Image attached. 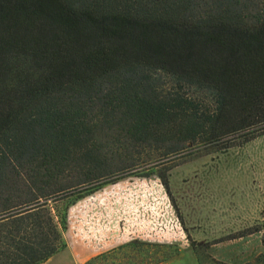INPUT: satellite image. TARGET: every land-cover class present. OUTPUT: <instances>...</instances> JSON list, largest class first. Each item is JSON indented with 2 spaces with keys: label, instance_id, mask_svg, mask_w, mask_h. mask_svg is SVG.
Segmentation results:
<instances>
[{
  "label": "trees",
  "instance_id": "trees-1",
  "mask_svg": "<svg viewBox=\"0 0 264 264\" xmlns=\"http://www.w3.org/2000/svg\"><path fill=\"white\" fill-rule=\"evenodd\" d=\"M261 135L264 0H0V264L60 251L68 216L51 202L140 167L139 149L159 169ZM263 229L187 237L199 264H235L208 249ZM133 244L168 245L117 249Z\"/></svg>",
  "mask_w": 264,
  "mask_h": 264
},
{
  "label": "rangeland",
  "instance_id": "rangeland-1",
  "mask_svg": "<svg viewBox=\"0 0 264 264\" xmlns=\"http://www.w3.org/2000/svg\"><path fill=\"white\" fill-rule=\"evenodd\" d=\"M200 148H192L185 156H176L179 159L159 169L154 168L157 162L150 157L154 149H139L135 158L140 157V167L121 172L116 180L84 194L74 203L73 191L58 196L61 198L52 201L51 205L59 216L66 213L68 216L67 227L60 224L65 242L60 251L69 247L72 230H89L94 222L98 223L97 235L104 240L109 238V230L115 228L111 225L112 219L113 224L118 222L138 227L146 222L142 217L144 212H153V206L159 200L163 220L166 221L169 203L176 215L182 216L186 232L198 241H212L246 227L264 225V135L227 150ZM117 152L122 153L123 148ZM112 156H116L117 161L122 155H109ZM167 172L170 195L158 175ZM92 234L88 233L87 238L90 239ZM137 236L142 235L137 232L133 238ZM157 243L173 244L170 241ZM183 243L175 246L133 244L119 250V246L105 247L84 264H199L197 253ZM253 245H256L254 249ZM186 246L189 247L185 249ZM244 246L237 239L224 240L211 245L208 252L214 258L228 259L235 264H241L243 256L254 261L259 254H264V229L260 237L252 241L251 249L247 245L248 250L242 255L240 252Z\"/></svg>",
  "mask_w": 264,
  "mask_h": 264
},
{
  "label": "crops",
  "instance_id": "crops-1",
  "mask_svg": "<svg viewBox=\"0 0 264 264\" xmlns=\"http://www.w3.org/2000/svg\"><path fill=\"white\" fill-rule=\"evenodd\" d=\"M168 205L169 208L166 210V221L163 220L162 213H160L162 212L160 209L162 206L160 200L153 206V212H144L142 217H144L146 222L138 224V227H133L131 224L122 225V223L118 222L113 224L112 219L111 225L115 228H112L114 230H109V238L105 240L97 235V231L99 230L97 222L91 224L92 227H90L89 230H81V228L77 230V228H75L72 230V237H70V239L68 238L69 247L56 253L41 264H84L91 256L97 255L99 253L98 250L100 249L105 247L110 249L117 248V246H121L135 239L153 243H157L158 241H170V243H173L174 245H177L179 242L183 241V244L189 245L187 232L184 229V226L176 215L173 206L169 203ZM150 217L153 218L150 219ZM130 229H133L132 232ZM93 231L95 232L94 235L97 237L92 234ZM137 232L142 236L133 238L134 233ZM261 232L237 239L246 246V248L244 246L240 252L242 255L246 254L245 251L248 250L247 245L249 246V249H251L252 241L256 240L257 237L259 238ZM88 233L89 235L92 234L90 239L87 238ZM82 235L85 236V238H83ZM255 246L256 245H253V249ZM187 247L189 246H186L185 249H187ZM250 253L254 254V252ZM243 257V260H241L242 263L251 261L248 260L246 256ZM252 257L253 256L251 254V258ZM222 260L231 262L228 259Z\"/></svg>",
  "mask_w": 264,
  "mask_h": 264
}]
</instances>
